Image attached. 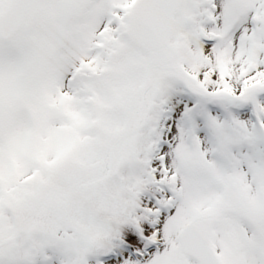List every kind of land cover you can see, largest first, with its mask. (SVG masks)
<instances>
[{"label": "snow or ice", "instance_id": "6c2138e0", "mask_svg": "<svg viewBox=\"0 0 264 264\" xmlns=\"http://www.w3.org/2000/svg\"><path fill=\"white\" fill-rule=\"evenodd\" d=\"M0 264H264V0H0Z\"/></svg>", "mask_w": 264, "mask_h": 264}]
</instances>
